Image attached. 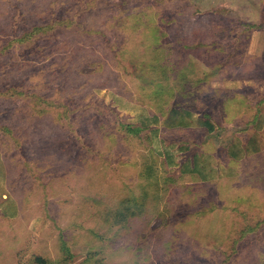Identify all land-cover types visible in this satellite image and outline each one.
<instances>
[{
  "label": "rangeland",
  "instance_id": "1",
  "mask_svg": "<svg viewBox=\"0 0 264 264\" xmlns=\"http://www.w3.org/2000/svg\"><path fill=\"white\" fill-rule=\"evenodd\" d=\"M0 264H264V0H0Z\"/></svg>",
  "mask_w": 264,
  "mask_h": 264
}]
</instances>
